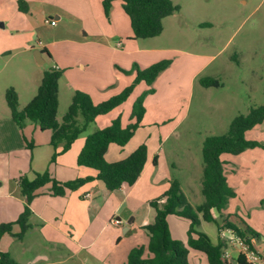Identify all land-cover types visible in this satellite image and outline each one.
<instances>
[{
    "label": "rangeland",
    "instance_id": "obj_1",
    "mask_svg": "<svg viewBox=\"0 0 264 264\" xmlns=\"http://www.w3.org/2000/svg\"><path fill=\"white\" fill-rule=\"evenodd\" d=\"M58 1L59 6L68 10L70 18L66 25L60 24L62 31L44 23L33 29L35 40L40 38L48 46L52 58L46 57L42 64L34 56H28L32 58L28 63L26 57L21 55L13 57V60L10 57L0 60L2 107L7 108L5 92L8 89L21 91L29 87L31 82L39 88V80H42L44 71L55 68L57 63L60 64L62 80L56 120L61 123L70 105V97L65 94V85L69 80L81 82L82 78L94 77L99 70L106 71L108 77L119 75L121 81L113 82L106 99L91 98L93 104L98 106L131 86L136 80L137 70L146 71L154 64L168 62L169 66L152 85L153 93H148L150 87L141 81L119 108L100 119H111L108 126L112 122L111 117H114L113 120L119 118L123 127L134 123L135 120L131 118L133 106L137 98L147 92L144 101L146 111L141 122L145 128L136 133L135 139L147 145L151 157L155 154L157 156L153 180L160 184V188H155V200L165 196L171 182L177 181L189 203H194L192 190L196 191L195 197L204 202L202 150L205 139L227 133L235 117L248 114L252 107L264 105V0H171L180 10L163 20L161 35L139 39L137 42L131 41L133 32L130 19L122 3L116 2L106 14L102 0L97 20L92 19L93 31L85 46L78 43L82 37V22L79 18L80 13L91 15V9L85 11V5L81 2L84 5L81 6L78 0ZM25 2L29 8V0ZM48 6L47 2L44 9ZM47 12L49 14L45 21L50 24L52 10L48 9ZM22 40V36H19L13 41V48L20 47ZM101 44L108 45V51ZM81 58L96 61L99 66L91 67L84 73L74 64L76 59ZM67 64H70L69 67ZM205 78L216 79L218 85L204 87L201 80ZM90 83L94 84L90 81L88 86ZM28 98L22 102L28 104L32 100ZM96 123L92 122L81 135L94 133L97 130ZM29 132L30 129L25 134L33 145L32 151H43L45 144H38L40 140H47V136L37 135L34 141ZM257 134H261L258 138L264 141V131ZM157 147L158 151L155 152ZM5 159L6 155L2 154L0 172L6 171L9 185L17 186V179L9 175ZM222 160L227 162V183L236 193V197L229 200L225 209V218L234 224L232 215L236 214L248 224L251 211L255 213L254 206L262 201L258 193L260 189L264 195V149H246L238 155L224 154ZM16 165V154L13 153V175ZM142 185L149 188L148 176ZM141 213V210L137 211L136 219H140ZM173 219L184 224L186 220L171 217L168 224L172 237L188 248L180 237L186 234L185 229L183 234L181 225L172 222ZM196 229L207 234L213 241L218 240L216 224L202 221ZM224 232L227 237H234L228 229H224ZM140 233L143 235V232ZM128 238L121 237V240L117 239L113 244L115 260L121 257L125 239ZM147 243H138L136 247H146ZM0 251L16 261L13 258L12 237L3 240L0 236ZM44 253L49 256L44 263L55 260L59 254L49 246L45 247ZM149 256L146 250L145 258ZM87 257L85 252L70 264H95L93 261L85 263ZM19 258V262H24L27 256ZM124 258L120 264L126 263L127 257Z\"/></svg>",
    "mask_w": 264,
    "mask_h": 264
},
{
    "label": "crops",
    "instance_id": "obj_2",
    "mask_svg": "<svg viewBox=\"0 0 264 264\" xmlns=\"http://www.w3.org/2000/svg\"><path fill=\"white\" fill-rule=\"evenodd\" d=\"M56 1L29 0L28 12H22L19 9L18 0H0V60L5 59L4 57H10L9 59L12 58L13 60V57L21 55L26 57L25 60L28 63L32 60V58L30 59L28 56H34L35 60L42 64L45 63L46 57L49 59L52 58L48 46H46L40 38L35 40L33 29L44 23L46 26L59 28V30L62 31L60 24L63 23L66 25L70 18L67 12L68 10L59 6L58 4H60V2L58 0ZM78 1H80L81 6L85 5V11L88 12L91 9V15L87 13L83 15L80 13L81 18H79L82 22L80 26L82 37L79 38L78 43L85 46L93 31L92 23L94 21H92V19L97 20V13L98 10H100L99 4L102 0ZM47 2L49 6L45 10L44 7ZM81 2L84 5H82ZM116 2L114 4H116ZM48 9L52 10L49 21L55 20V25L47 24L45 21L49 14L47 12ZM19 36L23 38L21 46L13 48V41L17 40ZM138 40L139 39L134 38L133 33L131 41L137 42ZM34 45H36V47ZM101 45L108 51V45ZM100 63L102 67L103 64L101 61ZM74 64L84 73L91 67L99 66V63L96 61L82 58L76 59ZM69 65L70 64H67V67H69ZM55 68L61 71L60 64L56 63ZM61 80L60 77L58 92L59 107L61 100ZM39 81L41 84L42 80ZM90 81H93L94 84L90 83V86H88ZM115 81H121L119 75L108 77L106 71L100 72L99 70L97 75L89 79L82 78L81 82L69 80L65 85V94L70 97V105L77 91L90 95L92 99L103 100L106 99L105 97L108 95ZM36 87L38 88V86H34V82H31L29 87H24L21 91L17 89L21 110L25 108V106L22 108V105H27L25 104L26 102H22V100L28 97L32 99L37 90ZM114 110L106 115L98 116L95 119V122H97L95 125L97 130L109 125L111 119L105 121L100 118H102V116H109ZM111 118L113 121L114 117ZM144 128L145 127L140 126L136 133ZM29 129V135H31L34 141L37 135L47 136V140H40V144H38L40 146H42L41 143L45 144L43 145V151H38L37 153L32 151L33 145L29 143L28 136L25 134L26 130ZM262 131H264V122L250 130L246 137L249 140L262 141V143H264L263 140L258 138L261 134H257V132ZM52 135L53 132L51 130L43 131L37 123L31 121H27L24 129L21 130L12 118L8 104L6 109L2 107L0 93V156L2 154L6 155L7 159H5V161L8 164L7 170L9 175L17 179V186H10L6 171L0 172V226L3 224L16 223L24 212L27 199L22 195L19 185L21 177L27 176L29 179H33L35 173H43L46 170H49L51 175L60 182L96 176L95 170L79 166L77 162L78 155L84 146L87 136L80 135L71 148L58 157L56 163H51V158L54 153V148L51 145ZM135 135L125 147L111 144L105 154L106 160L110 163H115L129 157L143 143L142 141H136ZM158 147L155 149V152L158 151ZM13 153L16 154L17 161L14 175ZM155 155L151 157V155L148 154L145 168L133 186L124 185L118 190L110 191L103 182L94 180L84 184L77 190L68 191L65 196H53L51 184L39 189L37 195L30 203V208L32 210V215L29 218L30 227L24 232L22 238L19 239L7 233L1 236L3 240L8 237L13 238V258L20 264H70L71 261L79 259L81 255L86 252L89 257L86 258L85 263L93 261L95 264H120V261H124V257L128 258L129 252L139 245L138 243H147V241L149 243V234L145 230V227L152 224L155 220L156 213L150 203L155 201V188H160V184L155 183L153 180V168H156L154 160L157 157ZM226 166L227 162L225 164V167ZM146 176H148L149 188L143 187L142 185ZM192 192L196 196V191L192 190ZM262 192L261 189L258 192L260 193L259 195H261L262 201L254 206L256 209L254 210L255 213L251 211L249 225L244 220L243 221L260 235V239H255L253 244L255 248L264 252V195ZM195 196L194 203H190L193 207L203 203L200 202L199 197ZM139 210H141L142 213L139 214L140 219L138 220L135 215H137L136 213ZM214 214L218 220H222L221 223L226 220L229 221L225 218V210L222 215L216 213V211H214ZM232 216L235 219L234 224L242 227L239 223L241 218L236 214ZM171 217H178L186 220V224L179 221L177 223L174 219L172 222L181 225L183 234L185 229L186 234L180 237H182L183 241L188 245L190 221L183 217L171 215L168 217L169 222ZM199 219V225H201V222L204 221L201 215H199ZM20 231V226L15 224L13 226V233L17 234ZM140 232H143V235H141ZM124 236H129L130 238L125 239L126 243L121 250V257L115 260V253L112 252L113 244L117 239L121 240V237ZM141 237L144 238L141 239ZM219 241L223 243V250L225 256L227 255V259L233 264H237V259L241 251L233 237H227L223 230L220 234L218 232V240L213 242L218 243ZM48 246L51 247L52 250L58 251L59 254L55 260L44 263L43 261H47L49 257L44 253L45 247ZM149 254L150 256L146 258H152V254L150 252ZM23 256H27L26 260H24V262H19V257ZM188 260L191 264H210L204 252L193 249L189 247V245Z\"/></svg>",
    "mask_w": 264,
    "mask_h": 264
},
{
    "label": "trees",
    "instance_id": "obj_3",
    "mask_svg": "<svg viewBox=\"0 0 264 264\" xmlns=\"http://www.w3.org/2000/svg\"><path fill=\"white\" fill-rule=\"evenodd\" d=\"M116 1L122 2L123 9L130 18L134 38L137 39L161 35L163 20L180 10V7L171 0H103L102 6L106 14L109 13ZM18 5L22 12H28L29 8L25 0H18ZM168 66V62H160L152 65L146 71L137 70L136 80L131 86L98 106L93 104L90 95L77 91L61 124L56 120L59 108L58 92L61 71L56 68L44 72L36 96L24 109H20L18 94L13 88L6 91L5 98L11 116L21 130L24 129L27 121H31L37 123L41 130L53 132L51 145L54 148V153L51 163H56L58 157L71 148L73 143L98 116L106 115L121 106L133 93L139 82H145L150 87L148 93H153V83ZM201 84L204 87L217 86L218 81L205 78L201 80ZM146 95L147 92L141 94L133 106L131 118L135 120L134 123L123 127L118 118L113 120L110 126L97 130L86 137L77 162L79 166L95 170L96 176L60 182L51 175L49 170H46L43 173H35L33 179H29L27 176L21 177L19 185L22 195L27 199V204L16 223L0 226V236L7 233L19 239L22 238L24 232L30 227L29 218L32 215L30 203L37 195L38 190L48 184H51L53 196H65L68 191L77 190L94 180L103 182L110 191L118 190L124 185L133 186L145 168L148 156L147 145L141 144L129 157L115 163L108 162L105 154L111 144L125 147L133 138L145 115L144 101ZM263 122L264 105L255 106L250 109L248 114L235 117L227 133L208 136L205 139L202 150V194L205 199L204 202L193 207L181 192L178 182H171L170 189L165 196L150 203L156 215L154 222L145 227L149 234L148 245L133 248L128 254L126 264H191L188 260V248L171 235L168 224V217L171 215L183 217L190 221L188 245L204 252L210 264L233 263L225 257L222 242L214 243L207 234L197 231L196 227L200 224L199 215L204 221L216 224L219 234L224 229H229L248 243L260 239V235L243 220H239L242 227L227 220L221 223L214 211L222 215L229 200L236 197V193L227 183L226 162L222 160V156L224 154L238 155L246 149H264V143L249 140L246 137L250 130ZM156 163L157 157L154 160V164ZM15 224L21 228L17 234L13 233ZM146 250L152 254V258L144 257ZM0 264L20 263L12 260L9 254L0 251ZM237 264L249 263L240 254Z\"/></svg>",
    "mask_w": 264,
    "mask_h": 264
},
{
    "label": "built area",
    "instance_id": "obj_4",
    "mask_svg": "<svg viewBox=\"0 0 264 264\" xmlns=\"http://www.w3.org/2000/svg\"><path fill=\"white\" fill-rule=\"evenodd\" d=\"M49 23L51 25H55L56 21L50 20ZM113 222H115V221H113ZM229 232H231L232 235L234 236L233 239L236 241V244L241 251V255H243L245 257L247 263H249V264H264V252L255 248V246L253 244L254 240H252L251 243H248L245 240L238 237L237 235H235L231 230H229Z\"/></svg>",
    "mask_w": 264,
    "mask_h": 264
}]
</instances>
